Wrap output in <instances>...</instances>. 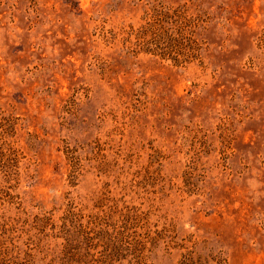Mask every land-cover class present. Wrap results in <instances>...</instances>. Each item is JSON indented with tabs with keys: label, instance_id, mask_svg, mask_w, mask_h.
<instances>
[{
	"label": "rangeland",
	"instance_id": "rangeland-1",
	"mask_svg": "<svg viewBox=\"0 0 264 264\" xmlns=\"http://www.w3.org/2000/svg\"><path fill=\"white\" fill-rule=\"evenodd\" d=\"M159 4L200 60L129 50ZM3 117L0 264H264V0H0Z\"/></svg>",
	"mask_w": 264,
	"mask_h": 264
},
{
	"label": "trees",
	"instance_id": "trees-1",
	"mask_svg": "<svg viewBox=\"0 0 264 264\" xmlns=\"http://www.w3.org/2000/svg\"><path fill=\"white\" fill-rule=\"evenodd\" d=\"M200 16L188 15V9L183 6H166L159 4L152 12L146 15L145 23L137 28L131 27L127 42H130L129 50L137 53L143 51L152 53L161 58L170 59L177 65H182L201 58V45L194 36V26L200 22ZM134 39L135 41H132ZM10 117V116H9ZM2 130L0 132V160L2 166H7L16 154L8 136L14 129L11 118H2ZM95 219L94 227L90 229L94 233L102 230L101 224ZM100 221V220H99ZM98 226V227H97ZM82 237L88 234L84 226H80Z\"/></svg>",
	"mask_w": 264,
	"mask_h": 264
}]
</instances>
